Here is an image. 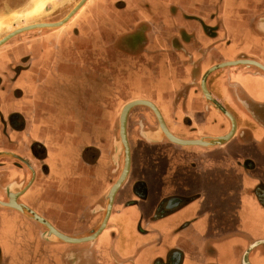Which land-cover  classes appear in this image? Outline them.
Instances as JSON below:
<instances>
[{"label":"crops","instance_id":"crops-1","mask_svg":"<svg viewBox=\"0 0 264 264\" xmlns=\"http://www.w3.org/2000/svg\"><path fill=\"white\" fill-rule=\"evenodd\" d=\"M84 5L100 19L131 15L132 26L147 21L149 53L141 66L131 64L121 74L110 57L105 71L87 67L77 53L39 54L38 43L20 44L12 55L0 51V74L9 84L1 100L0 138L2 131H19L11 143L27 135L40 144L35 149L47 153L50 179L38 182L43 193L35 199L37 207L51 203L52 223L67 236L99 228L107 194L119 177L118 137L109 131L108 143L101 134L125 104L111 96L119 80L131 85L127 90L136 87L140 99H153L178 138L200 142L177 144L159 127L137 129L131 142L140 145L131 149L125 190L114 195L103 230L91 241L69 243L49 229L42 234L34 229L35 250L42 252L41 236L51 264H247V259L264 264L259 245L264 243V70L238 61L264 65V0H87ZM191 34L194 39L187 38ZM81 39L71 35L67 43ZM25 56L27 63L12 72L8 63L17 65ZM59 60L62 67L56 66ZM223 62L233 63L217 66ZM11 143L0 139V156L26 151V141ZM9 148L15 152H6ZM11 215L0 222V234L15 238L20 218ZM4 245L0 252L14 258L18 247Z\"/></svg>","mask_w":264,"mask_h":264},{"label":"flooded vegetation","instance_id":"flooded-vegetation-1","mask_svg":"<svg viewBox=\"0 0 264 264\" xmlns=\"http://www.w3.org/2000/svg\"><path fill=\"white\" fill-rule=\"evenodd\" d=\"M116 6L119 8L120 4H116ZM171 6V5H170ZM176 5H172L174 8ZM84 7V6H83ZM82 7V9H83ZM126 7V6H125ZM114 8V7H113ZM118 8H114V10H117ZM90 11V10H87ZM91 16V15H90ZM98 14L96 12L92 13V16L88 18V20H82L80 19L78 23L74 25V27L78 28L77 33L70 34L69 28H57L51 36L48 37V43L51 44L52 40L55 37L56 42L61 43V47L57 48L53 51V49L50 47L43 48L42 46L39 47V54L42 53V51L46 50L51 53L55 52V56L58 57H69L73 53H77L81 58V63H84L87 67L96 65L101 70L106 71L105 65L112 64L113 70H117L121 72V74L125 73V69L122 67L119 68V62L124 60H128L127 62H130L129 60H137L136 65L141 66L143 63L142 56H147L148 47L150 46V40H149V34L152 31V26L147 22H136L133 26L131 25V15L125 18L120 17V15H106L105 18H98ZM125 17V15H124ZM96 18V19H94ZM68 27V25H67ZM61 30V31H60ZM60 31L59 34H55V32ZM81 36L83 39L78 41V43L71 42L67 43V39L70 36ZM42 36L35 35V37L32 38V41L35 42V44H39V40ZM187 38L194 39L193 34L187 35ZM47 39V38H46ZM54 39V40H55ZM33 44V45H35ZM53 45V44H52ZM73 52V53H72ZM110 57L111 61L107 63L106 60ZM31 60H36L35 55L30 56ZM244 60V61H243ZM28 61V58L26 60L20 59L19 63L17 64V70L15 71L16 74L19 72V69L23 67V64L25 65ZM238 61H242V63H249L258 66L260 69L264 70V65L261 63L252 60V59H240ZM31 62V61H30ZM69 63V61H67ZM30 63H28L29 65ZM66 64V62H65ZM222 64V63H220ZM56 66L62 67V61H58ZM66 66V65H64ZM91 67V68H92ZM206 76L207 73H205L201 77V83L204 78V88L206 83ZM2 75L0 74V107H1V100L3 97V94L5 92L6 85L2 81ZM123 85V84H122ZM127 86V87H126ZM131 86V85H130ZM127 84H125V88H130ZM203 87V86H202ZM199 88V87H198ZM206 90V89H205ZM207 92V91H206ZM155 94V93H154ZM208 94V93H207ZM209 96V95H208ZM150 102H153V99L150 100ZM156 104V103H155ZM160 117H161V123L159 122L158 117L156 116L155 112L151 110L147 106H137L132 108L127 116V125H126V132H127V139L129 143V149H130V161H131V152L132 148L136 149L137 145H140L139 143H132V137L135 135V131L137 129H155L159 127V130L165 135L166 133L163 130L162 126H164L171 134H173L175 137H177L176 132L173 129V126L171 123H168L164 120L162 113L160 112V108L155 105ZM108 115H104V118H107ZM3 117L1 116V109H0V121ZM114 118V117H113ZM79 125H81V122H78ZM83 125V123H82ZM107 125V126H106ZM162 125V126H161ZM105 128L102 130V139L104 142L109 143V131L113 132L117 135V117L114 118V121L110 122L107 121V123L103 124ZM16 133H19V131L11 132L10 134H7L6 132L2 131V138L1 140H5L8 143H11L14 141V135ZM134 138V137H133ZM178 138V137H177ZM51 140V138H49ZM23 141L27 142L26 151L23 152V154H19V157H13L12 155H4L0 156V222H3L2 224L7 223L10 221L11 214H17L19 216L20 220V231L19 234L16 235V237H10L8 235H5L2 231L0 234V251L5 249L4 243L7 245L9 244H15L17 246V253L14 258H9L8 255L2 254L0 252V264H37L39 260L43 261L45 264H51L50 260L51 258L46 259V255H50V251H46L45 249V241L41 239L42 242V252L39 253L38 249L35 250V247L37 246L36 242L34 241V238L31 233L32 230L36 229L37 232L40 234L44 233L45 230L49 229L48 225H51L54 229H57L56 226L52 223V205L51 203L45 204L44 208H38L37 204L35 202L36 200H39L42 196L43 190L38 186V182L40 178H44V180L49 181L50 176V169L48 167V164L46 163V155L45 152L41 153L39 150L35 149L37 145H40L35 140H30L29 136H22V138H19L18 142L11 143L10 146H17L22 144ZM141 143V141H139ZM51 143V141H49ZM111 144V142H110ZM2 151V149H0ZM6 150V149H5ZM10 151H6L9 153L15 152V149H7ZM50 153V152H49ZM48 153V154H49ZM121 156V155H120ZM124 156V152H123ZM124 158V157H123ZM124 162L120 161L119 157V176L123 170ZM131 167V162H130ZM129 167V168H130ZM130 171V170H128ZM129 174V172H127ZM128 177V175H126ZM125 177V180L126 178ZM123 184V183H122ZM125 190V185H121L117 191L120 193H123ZM115 193V194H116ZM34 198H32L31 197ZM13 202L19 206H21L23 209H25V213L11 207V206H4V204ZM32 210L34 213H36L39 217L44 219L46 221V224L43 222L34 219L31 217ZM27 214V215H25ZM30 216V217H28ZM33 218V219H32ZM33 226V228H31ZM6 230V229H5ZM58 230V229H57ZM50 231V230H49ZM60 232V230H58ZM61 233V232H60ZM90 235V234H89ZM88 236V235H87ZM14 239V240H13ZM256 240H253L249 243V246L247 247V255L248 253L255 247ZM259 245H263L264 243H261ZM20 246V247H19ZM14 248V247H13ZM40 254L42 257L39 259L37 254ZM247 259V258H246ZM247 264L248 259L246 260Z\"/></svg>","mask_w":264,"mask_h":264},{"label":"rangeland","instance_id":"rangeland-1","mask_svg":"<svg viewBox=\"0 0 264 264\" xmlns=\"http://www.w3.org/2000/svg\"><path fill=\"white\" fill-rule=\"evenodd\" d=\"M79 1L80 0H0V39L3 38L8 33H10L11 31L24 25L40 23V22L60 21L67 16V14L73 9V7ZM84 4L83 6L85 7ZM83 6H81L70 18H68V20L63 25L58 27H37L21 32L20 34L11 37L4 44H2L0 46V51H7L9 54L12 55L14 47L16 49L17 47H19L20 44H22L24 48L26 47L30 48L31 45L35 44V42L32 41V38L35 37V35L42 36L41 39L38 41L39 47H41L45 42L49 41L48 37L51 36V34L55 30H57V28H61V27H62L61 29L69 28L68 30L70 34H73L75 32L77 33L78 28L74 27V25L78 23L80 19L88 20V18L92 16V13H94L92 10L87 11L84 8L82 9ZM60 31L55 32V34H59ZM53 42H54L52 43L53 45L52 44H51L52 46L50 45L53 51L61 47V43L56 42V39ZM49 44L50 43H47L46 45H48L49 47ZM26 58H28V56H25L23 58H18V62L16 64L19 63L20 59L26 60ZM127 61L128 60L122 59V61L119 62L120 63L119 68L121 69L123 67L125 69V67L132 66L131 64L136 65L137 60L136 59L129 60L130 62ZM8 64L11 66L12 72H15L17 70L18 67L17 65H15L14 62H9ZM3 76L4 74H2L1 79L3 83L6 85V87H8L9 84L5 82ZM119 77H121V79L123 78L122 75H120ZM135 88L136 87L132 89L131 87V89L127 90L125 88V79H122L119 80L118 88L116 91L112 92L111 96L116 97L118 102H122V103L124 102L126 104L127 102L133 99L141 98L139 97L141 92H139ZM122 105L124 104H120L117 107L118 139H119V114L123 107ZM137 106H143V105H137ZM108 110H111V107L110 108L108 107ZM123 152L124 151H121L120 152L121 156L119 155L121 162H124Z\"/></svg>","mask_w":264,"mask_h":264},{"label":"water","instance_id":"water-1","mask_svg":"<svg viewBox=\"0 0 264 264\" xmlns=\"http://www.w3.org/2000/svg\"><path fill=\"white\" fill-rule=\"evenodd\" d=\"M86 1L87 0H80L73 7V9L67 14V16L60 21H57V22H40V23L28 24V25L21 26L15 30L11 31L10 33H8L7 35H5L3 38L0 39V46L2 44H4L7 40H9L11 37H13L17 34H20L21 32H24V31H27V30H30L33 28H37V27H58V26L63 25L68 20V18H70L81 6H83V4ZM230 63H233V62H223L222 64H218L217 66H219V65L222 66V65L230 64ZM203 83H204V78L202 80V86L204 88ZM137 105H143V106L149 107L151 110H153L155 112L156 116L159 119V122L160 123L162 122L160 114H159L156 106L152 102H150L149 100L137 98V99H133V100H131V101H129L123 105V107L120 111V114H119V139L117 142V147H118L119 153L121 151H124V166H123V170H122L120 176L118 177L116 182L111 186V188L107 194L108 206L106 209V214L104 215V218H103V220H102V222H101V224L97 230H95L92 234H90L88 236H83V237H79V238L71 237V236H67L65 234H62V233L58 232L56 229H54L51 225H48L51 233L54 234V236L57 237L58 239L69 242V243H79V242L91 241V240L95 239V237L105 227L107 217H108L110 209H111V202L113 200V197H114L117 189L119 188V186L123 183V181L127 175V172L129 170V167H130V149H129V143H128L127 132H126L127 116H128L130 109L137 106ZM162 128L166 133V137L174 143H177V144H193V143H199L200 142V140H184V139L177 138L173 134H171L164 126H162ZM227 137L228 136H225L222 139H226ZM4 206H11V207L25 213V211H24L25 209H23L21 206L15 204L13 202L4 204ZM30 212H32L31 217H33L34 219H37V220L43 222L44 224H46V221L44 219L39 217L32 210H30Z\"/></svg>","mask_w":264,"mask_h":264},{"label":"bare ground","instance_id":"bare-ground-1","mask_svg":"<svg viewBox=\"0 0 264 264\" xmlns=\"http://www.w3.org/2000/svg\"><path fill=\"white\" fill-rule=\"evenodd\" d=\"M37 7H38V5H37ZM25 26V25H24Z\"/></svg>","mask_w":264,"mask_h":264}]
</instances>
